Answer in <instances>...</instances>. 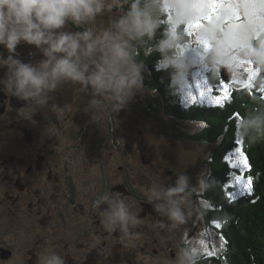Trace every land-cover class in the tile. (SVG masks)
<instances>
[{"label":"clouds","instance_id":"clouds-1","mask_svg":"<svg viewBox=\"0 0 264 264\" xmlns=\"http://www.w3.org/2000/svg\"><path fill=\"white\" fill-rule=\"evenodd\" d=\"M123 4L129 5L127 11L103 31L64 30L69 21L77 26L85 25L93 22L106 7L112 9ZM161 8V0H0V46L10 53L7 57L0 55V70H4L0 76V91L21 102L17 114L25 120H32L49 108L57 119H63L66 105L56 103L51 94L66 83L78 86L81 93L89 95L86 110L96 115L105 110L118 114L144 88V65L136 58L135 43L154 37L160 27ZM182 39L181 33L169 27L164 38L148 50L160 53V63L172 70L171 78L177 83L188 71V64L178 50ZM21 42L34 45L43 58L35 63L14 58L12 54ZM248 55L264 68V40L250 47ZM208 59L215 65V50ZM222 66L229 67L218 65L216 70L221 81L219 69ZM213 79L212 74V85ZM253 128L258 134L256 142L264 139V112L250 119L242 118V130ZM211 180L213 183L210 184L201 177L193 185L190 177L182 173L173 184L163 181L152 184L149 201L157 214L174 225H182L188 218L186 205L190 198L193 199V193L208 191L214 184L213 178ZM194 201L202 209L201 216L204 208L213 207L203 196ZM200 203H207V206ZM95 204L102 212L104 227L113 233L118 232L134 246L136 234L132 230L141 221L122 194L110 191L100 196ZM102 205L105 206L103 210ZM202 220L205 226H221L218 220L207 222L203 216ZM198 255L201 256V250L194 254L183 249L177 264H198ZM40 264H66V258L46 250Z\"/></svg>","mask_w":264,"mask_h":264},{"label":"flooded vegetation","instance_id":"flooded-vegetation-1","mask_svg":"<svg viewBox=\"0 0 264 264\" xmlns=\"http://www.w3.org/2000/svg\"><path fill=\"white\" fill-rule=\"evenodd\" d=\"M67 25L69 32L86 28L71 21ZM9 54L0 46V55ZM12 55L33 63L43 58L34 45L24 42ZM3 74L4 70H0V76ZM66 84L53 95L58 104L66 105L63 119L48 116L52 114L49 108L25 120L17 114L21 102L0 91V264H40L46 250L65 257L66 264H96L94 255L99 256L97 264H114L113 239L121 235L104 227L102 212L95 204L110 191L121 193L133 212L138 206V218L151 216L160 226L163 223V228L171 223L153 210L143 193L132 188L136 180L130 177L129 169H106L102 164L107 159L100 164L101 151L108 150L110 143L117 151L122 148L113 139L117 129H112L119 122V113L107 111L110 135L105 140L99 114L86 110L88 103L70 104L71 95L68 101L66 92L76 95L79 92L73 93L71 88L78 86ZM157 171L160 178H155L156 183L175 182L174 169ZM147 193L149 197V190ZM188 224L186 220L179 229H172V236L166 240L158 237L166 241L165 250L171 256L175 255L171 246L179 252L190 250L194 231ZM165 250L153 248V254H164ZM196 259L199 263L200 259Z\"/></svg>","mask_w":264,"mask_h":264},{"label":"rangeland","instance_id":"rangeland-1","mask_svg":"<svg viewBox=\"0 0 264 264\" xmlns=\"http://www.w3.org/2000/svg\"><path fill=\"white\" fill-rule=\"evenodd\" d=\"M213 3L215 4L214 11L212 10ZM163 9L167 14L169 26L175 30L183 26L181 34L187 36L186 40L179 45L178 50L188 64V71L181 82L173 83L176 102L180 108L185 109L193 104L189 99L190 94L197 97L196 103L212 105L207 100H201L199 95L201 89L209 90L213 87L210 82L212 71L216 70L220 64L228 65L233 70L232 78L228 82L232 89L242 87L250 89L254 86L260 65L250 58L248 49L254 47L253 40L256 41L258 38H260L259 41L264 40V37L261 38V35H264V0H163ZM120 16V10L112 12L106 7L93 22L85 24L86 30L91 29L97 33L103 31L111 27ZM66 26L64 30L70 31V26L67 24ZM214 50L217 55L215 65L211 64L208 59ZM158 65L164 66L160 62ZM142 75L143 90L124 110L119 112V122L112 126V129H117L113 139L118 141L122 148L120 147L121 150L117 151V148L109 142L110 148L101 151L100 164L107 159L104 165L102 164V167L106 169H129L130 177H135L136 180L132 188H136L138 193H143L148 200L147 190L160 178V172L158 173L157 170L174 169L177 176L186 173L193 185L199 178L207 177L206 162L209 160L212 144L191 138L193 134L199 135L197 131L200 129H196L199 124L166 115L164 112L166 110L163 108L166 107V103L163 104L160 95L145 85V80L149 81V71L146 68H143ZM223 84L224 82L220 80L217 85ZM71 90L73 93H79L73 95L69 91L66 92L68 101L71 95L70 104L77 105L78 102L84 106L88 103L90 97L87 93H81L78 87H72ZM258 90L264 92V79L259 83ZM55 102L57 103V99ZM60 105L63 106V104ZM50 115L53 114H48ZM97 117L101 118L104 138L107 140L110 135L107 110ZM236 145L226 155L233 161L237 149L246 156L240 140H236ZM128 146L131 148L128 149ZM123 173L121 170L120 174ZM157 176L158 178L155 179ZM149 177L150 180H147ZM173 178L176 179L175 176ZM230 183L231 175L229 182L224 186L227 197L229 193H231V199L245 193L239 186L226 187ZM200 204L207 206V203ZM186 207L189 209V223L194 231L189 241L190 250L194 254L201 250V256H196L199 259L221 254L224 244L222 243L223 237L217 230L219 228L216 225L212 227L204 225L198 204L193 199L190 198ZM136 210H139L138 206ZM139 219L141 221L139 229L136 227L137 229L132 230L136 234L134 246L123 236L114 237L112 248L114 264H177L180 252L176 246H171L175 252V255L171 256L169 251L165 250L166 241L161 239L166 240L167 236L171 237L172 229L177 230L181 226L173 227V224L169 223L165 228H161L160 223L154 222L151 216L143 218L144 220ZM206 231L212 234L211 238L201 235ZM156 238L158 241L155 242ZM200 239H204L208 244V251L211 254H208V251L201 246ZM142 247L145 250H142ZM153 248L158 250L164 248L165 252L164 254H153ZM93 257L97 264L99 256L94 255Z\"/></svg>","mask_w":264,"mask_h":264},{"label":"trees","instance_id":"trees-1","mask_svg":"<svg viewBox=\"0 0 264 264\" xmlns=\"http://www.w3.org/2000/svg\"><path fill=\"white\" fill-rule=\"evenodd\" d=\"M161 3L158 21L160 27L151 40L145 38L135 43L136 58L149 71V81L145 80V85L157 92L166 103V107H163L166 110L165 114L178 120L199 124L196 128L200 129L197 131L199 135L193 134L191 138L212 144L209 160L206 162L207 177L204 179L209 180L211 184L213 178V187L203 193L194 192L192 197L193 200H197L198 196H203L211 202L213 207L204 208L202 216L207 222L213 219L220 222L221 226L217 230L226 242L221 254L202 257L198 264H264V139L256 142L258 134L254 128L241 129L242 118L250 119L264 112V92L258 90L259 83L264 79V68L259 67V75L254 86L250 89L246 87L232 89L231 98L224 102L223 106L191 104L185 109L180 108L174 94L172 70L158 65L160 53L148 51L164 38L170 27L167 14L163 11V0ZM128 7V4H123L111 10L112 12L120 10L123 15ZM182 28L183 26L176 28L178 33L182 32ZM182 36L180 44L187 38L186 34ZM262 37L264 35H261ZM259 40L260 38L253 40V45L255 46ZM212 74L213 85H216L220 82L217 70L214 69ZM237 139L241 141L251 165L254 185L251 195L244 193L240 197L229 199L224 186L230 180L232 169L224 157L237 146ZM198 207L202 213L200 205ZM189 220L188 217V222ZM187 227L190 228L191 224L189 223Z\"/></svg>","mask_w":264,"mask_h":264},{"label":"snow or ice","instance_id":"snow-or-ice-1","mask_svg":"<svg viewBox=\"0 0 264 264\" xmlns=\"http://www.w3.org/2000/svg\"><path fill=\"white\" fill-rule=\"evenodd\" d=\"M212 10H215L214 3L212 5ZM232 92L233 90L231 86L228 84L227 80L224 79L223 85H215L209 90L201 89L199 98L201 100H207L213 106H223V103L231 98ZM217 97H219V99H217ZM189 99L193 104L197 102V97L192 96L191 94L189 96ZM224 159L229 163L230 169H232V172L230 173L231 183L226 187L232 188L233 186H239L243 192L251 195V193L253 192L254 179L251 175V165L249 164L247 157L244 156L243 152L237 149L234 161L230 160L229 157H224ZM231 197V193H229L228 198L231 199ZM216 227L219 228L220 225L217 224ZM201 235L211 238L212 234L206 231ZM199 243L205 249V251H208V244L204 239H200ZM208 254H211V252L208 251Z\"/></svg>","mask_w":264,"mask_h":264},{"label":"water","instance_id":"water-1","mask_svg":"<svg viewBox=\"0 0 264 264\" xmlns=\"http://www.w3.org/2000/svg\"><path fill=\"white\" fill-rule=\"evenodd\" d=\"M219 72H220L221 79L224 78L225 80H227V82L230 81L231 76H232V71L230 67L222 66L220 67ZM224 79L222 80L224 81Z\"/></svg>","mask_w":264,"mask_h":264}]
</instances>
